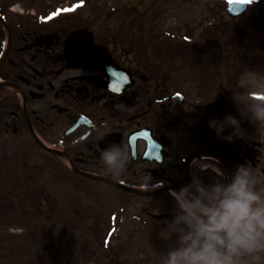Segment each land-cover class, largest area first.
<instances>
[{"label":"flooded vegetation","instance_id":"af4514ba","mask_svg":"<svg viewBox=\"0 0 264 264\" xmlns=\"http://www.w3.org/2000/svg\"><path fill=\"white\" fill-rule=\"evenodd\" d=\"M37 1L23 0L14 6L13 0H0V77L3 81L0 100L5 101L21 90L26 96V106L33 114L34 125L44 136L47 137L46 125L54 119L55 92H58L62 95L63 105H79L93 118L95 128L86 140L80 143L69 138L68 142L71 150L84 156L81 159L86 165L97 170L113 175L102 154L115 142L110 143L114 134L126 152L127 134L148 127L163 144L168 165L160 168L159 181L167 186L180 189L194 174H198L205 184L211 183L217 179L212 169L219 170L227 182L236 166L241 164H250L264 173V135L256 123L251 120L242 136L226 139L232 133L227 127L216 135L213 129L206 131L176 115L175 108L192 110L198 105L187 99L170 97L175 89L165 79L162 82L153 80L159 67L156 60L142 51L141 46L150 47L148 42H130L121 46L123 50H115L116 58L130 68L134 81L120 96L106 91L99 85L100 74L96 71L66 66L62 55L67 31L65 24L62 23L61 31L56 29L54 19H44L53 9L51 0ZM166 47L177 52V48L170 47L168 42L164 49ZM144 111L143 116L132 119ZM222 116L215 119L210 114V120L221 121ZM241 116L239 112L238 118L234 117L240 121ZM102 139L111 140L101 143ZM148 163L150 166L144 167L145 172H141L142 165L131 167L126 163L119 177L138 182L141 176L149 175L147 170L158 169L153 162ZM200 164L208 170L199 172ZM260 179L264 180V175ZM168 193V190L164 191L162 197L167 209L173 211L174 202Z\"/></svg>","mask_w":264,"mask_h":264},{"label":"rangeland","instance_id":"374dc122","mask_svg":"<svg viewBox=\"0 0 264 264\" xmlns=\"http://www.w3.org/2000/svg\"><path fill=\"white\" fill-rule=\"evenodd\" d=\"M95 1L85 0L84 15L93 14L95 16L94 9L97 12ZM250 2L251 14H260L264 11V0H250ZM192 12L196 13V10ZM95 17L98 20L97 14ZM74 18L77 19L78 16H74ZM75 22L78 21L75 20ZM244 24L247 25L244 26ZM261 24L264 25V20ZM238 25L239 22H233V32ZM240 25L247 28L250 24L249 21H241ZM255 26L258 25L255 24ZM249 70H252L249 72L250 74L243 77L245 82L251 80L245 94L256 96L257 90L264 88V59H262L261 64L251 65ZM10 138L7 136L0 147V154H6L4 156L6 160L13 155L15 150V146L10 145L13 144L9 141ZM37 161L38 159L34 157L26 162L32 165ZM23 171V169H19L10 172L4 171L0 174V264H105L106 262L118 264L116 257L119 261H124L125 264L126 255L129 254H132L135 259H139V263L142 259H156L164 264L163 261L169 250V245L160 243L159 239L155 242L152 239V242L148 243L144 236L141 241L148 249L145 250V247L140 246L138 241L134 239L136 234L138 236L140 234L136 230H132L130 226V222L137 226L140 224L129 219L133 209L127 205L125 208H117V197L112 198V193L109 191L100 192L102 198L96 200L95 203L85 202L86 200L83 201L79 192H72L74 198L71 203L62 204L61 209L58 208L52 213L46 207L48 204L42 206L39 202L32 201L35 198L36 190L30 189L32 186L34 187L35 179ZM53 179L61 181L66 186L82 189L77 177H67L69 180H64V175L58 177L57 174H54L50 181ZM57 183L54 180V190L49 192L51 196L53 194L58 199L57 194L60 195L65 191L61 189L63 188L62 185L55 187ZM68 194L66 192L65 196ZM81 194L89 197L82 191ZM45 197H47L46 194ZM116 209L122 213L118 215L120 225L115 232L116 235L113 237L111 246L104 247L101 241L102 234L100 238L96 236L89 238L88 234L85 233V228L89 227L90 221L94 222L97 217H100L102 222L100 226L104 232L108 224L106 220L103 221V217L116 211ZM77 211L83 212V214L79 216ZM68 223L71 225H67ZM45 233H50V235L42 236ZM114 251H116L115 255L113 254ZM149 254L157 256L151 258ZM133 262V260L130 261L131 264ZM143 263L145 264V260Z\"/></svg>","mask_w":264,"mask_h":264},{"label":"clouds","instance_id":"9594fccd","mask_svg":"<svg viewBox=\"0 0 264 264\" xmlns=\"http://www.w3.org/2000/svg\"><path fill=\"white\" fill-rule=\"evenodd\" d=\"M256 96L264 97V88H259ZM256 96L243 95L235 101L240 114H250L259 130H264V98ZM209 127L218 135L232 127L234 131L226 139L243 135L240 121L231 115L221 121L211 119ZM102 159L119 177L128 156L113 144L103 152ZM198 170L205 172L208 167L200 164ZM212 171L217 179L211 183L205 184L194 174L178 192L170 193L174 210L161 238L175 237V246L167 251L164 264H264V180L260 179L264 173L241 164L225 182L219 170Z\"/></svg>","mask_w":264,"mask_h":264},{"label":"water","instance_id":"95a60500","mask_svg":"<svg viewBox=\"0 0 264 264\" xmlns=\"http://www.w3.org/2000/svg\"><path fill=\"white\" fill-rule=\"evenodd\" d=\"M96 50H97L96 47H93L92 49H83L79 54L77 52L78 58H75V59H77L76 61H79L80 59H82L81 56H84V55H86L88 53H89V55H91V54L94 53V58H92V60H94L95 59V56H96V54H95V51Z\"/></svg>","mask_w":264,"mask_h":264},{"label":"snow or ice","instance_id":"6c2138e0","mask_svg":"<svg viewBox=\"0 0 264 264\" xmlns=\"http://www.w3.org/2000/svg\"><path fill=\"white\" fill-rule=\"evenodd\" d=\"M230 2H231V0H230ZM242 2H244V3H248V2H250V0H242ZM70 9H65V11H69ZM51 17H49V19H50ZM124 79H126V78H124ZM107 240L105 241V244H106V246H107Z\"/></svg>","mask_w":264,"mask_h":264}]
</instances>
